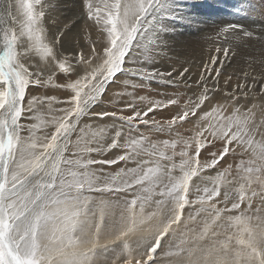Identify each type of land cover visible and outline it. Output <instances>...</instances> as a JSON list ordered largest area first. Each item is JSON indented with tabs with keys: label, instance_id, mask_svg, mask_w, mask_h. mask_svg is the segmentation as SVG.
Masks as SVG:
<instances>
[{
	"label": "snow or ice",
	"instance_id": "1",
	"mask_svg": "<svg viewBox=\"0 0 264 264\" xmlns=\"http://www.w3.org/2000/svg\"><path fill=\"white\" fill-rule=\"evenodd\" d=\"M171 3L172 0H80L81 15L91 22L98 38L88 40L91 47L87 54L81 50L74 52L70 59L58 62L59 71L67 76V81L54 86L67 89L69 96L57 102L67 106L57 110L61 115L42 121L52 123L55 130L39 140L34 138L31 128L27 139L21 135L20 120L26 111L32 113L38 104L44 103L35 96L26 101L29 88L52 83V76L44 79L39 71L30 70L23 58L32 51L44 60L57 58L54 44L49 46L44 41L42 0H16L15 8L23 17L21 30L17 34L4 28L0 51V264H100L101 253L97 250L101 234L109 228L106 219L112 204L107 199L94 200L92 194H113L118 200L119 194L129 192L132 198L118 205L119 220L113 222L111 229L117 239L125 241L143 232L144 243L135 249L125 243L123 252L111 264H153L162 240L176 232L173 226L183 223L186 206L195 203L200 204L197 215L211 209L210 217L193 237L181 234L179 242L166 253L178 258L176 264H264V140L254 141L257 133L264 137V105L253 104L241 111L236 89L224 93L223 103L212 104L215 97L210 93L217 88L202 84L205 80L202 73L196 82L203 88L202 92L186 100L182 110L171 119L151 121L159 131H165L167 126L171 133L178 131L176 126L183 127L196 118L191 136L161 142L164 148L173 149L172 156L157 143L148 142L145 147L146 137L126 135L122 128L114 129L108 143L104 142L110 135L107 128L92 130L90 126H86L87 131L80 128L76 139H72L85 116L113 117L127 124L131 133L138 124H149L146 117L150 113L178 103L171 98L150 102L144 111L128 104L125 108L133 110L131 115L119 114L125 108L119 113L92 112L108 87L122 76L135 78L125 81L133 88L144 87L145 81L174 83L188 79L187 67L181 71L157 67L158 57L167 46L165 36L172 30L167 23L172 18L167 14ZM12 9V0H0V14L12 17ZM241 31L244 36H251L242 25L229 23L219 29L216 38L239 39ZM25 37L28 46L20 52L18 40ZM216 52L227 59L230 46H218ZM211 62L213 65L219 62L220 67L210 70L219 77L225 60L213 55ZM238 87L244 89L246 85ZM259 94L264 95V87ZM206 102L210 108L205 111ZM257 107L261 113L259 123ZM217 141L222 142L219 148H216ZM178 145L182 147L176 153ZM116 149L123 152L115 159L92 156V153ZM238 149H251L253 159L236 165L237 174L247 175L239 177L234 194L224 192V207L218 208L214 202L221 195L219 180L212 188L204 187L196 200H190L192 178L216 168L230 152ZM205 151L210 159L202 161ZM177 154L181 157L178 165L160 163L172 161ZM143 155L155 159L140 160L136 168L121 169L114 175H103V168H93V165L112 166ZM177 167L179 176L173 175ZM232 169L233 165L229 164L217 175L231 174ZM152 196L160 199L153 201ZM254 198L260 200L255 209ZM152 203L156 210L146 211V205ZM245 203L247 207L242 209ZM233 212L239 214L222 215ZM188 219L194 221L196 216L190 215ZM218 221L224 222L223 233L212 229ZM221 235L223 239L219 238Z\"/></svg>",
	"mask_w": 264,
	"mask_h": 264
},
{
	"label": "rangeland",
	"instance_id": "2",
	"mask_svg": "<svg viewBox=\"0 0 264 264\" xmlns=\"http://www.w3.org/2000/svg\"><path fill=\"white\" fill-rule=\"evenodd\" d=\"M54 1L57 2V0H52L53 3H55ZM186 1L185 0H172V3L167 10V14L170 17H172V18L167 20V23L171 26L172 30H170L167 33V35L165 36V38H166L165 41H166L167 46L163 49V51L160 53V55L158 57L157 67L161 68L162 70L163 69L172 70L173 68H175L177 71H181L182 68H185L187 66V68L189 69V73L186 74L188 79L186 81L178 80L174 83H167L164 80L152 81V82L145 81L144 87L133 88L131 86V84H128L125 81L126 80H134L135 78L127 77L126 75L122 76L121 79L116 80L114 83H112L108 87L105 95L92 108V112L116 111L119 113V110L121 108H125V106L128 104H134L136 106V110L144 111L147 109L148 106H150V102L166 101L167 99H169L171 97H172L171 99H174V98L176 100L178 99V103L175 105H171L167 108H164L162 110H157L154 113H150L149 116L146 117V119L149 120V124L148 125L139 124L133 129L134 132L132 131L131 133H129V131H128V125L127 124H125L124 122L119 121L118 119H115L113 117H106L104 119H100L98 116H95V115L85 116L81 119V121L78 125L79 127L77 129V133L74 134L72 137L73 140H75L76 135L79 134L80 127L85 126L87 124H88L87 126L92 125L94 127L93 128L91 126L92 130H97L100 128H107L109 130L110 135L105 138V141H104L105 143L110 142L111 135H114V129L122 128L126 135H130L133 137L144 136L147 138L148 142L157 143L161 149L163 148L162 150H164L167 155L172 156L173 149L171 147L164 148V146L162 145L161 142L164 140L171 141V140L177 139L180 136H183V137L191 136L193 134V131H194V124L196 122V118L195 117L192 118L193 123H185L183 125V127L176 126L178 131L173 130L172 131L173 133L172 132L170 133L167 130V126H165V131H163V132L159 131L157 129V127L151 123V121L152 120H158V121L163 122L165 120L171 119V117L173 115H175L178 111L182 110L186 100H188L189 98H195L200 92H202L203 88L199 87L196 83L197 81H200L202 73L205 76V80L201 81V83L202 84L207 83L210 86H215L217 88L216 92L210 93V96L215 97V99H213L211 102L212 104H216L218 102L223 103L224 102V93L225 92H231L233 89H236V94L239 97V106L241 107V111H244L245 107H251L253 104L258 105V106L264 105V95L259 94L261 87H264V78H263L264 76H262L263 79L261 77H259V78H255V80H254L253 77L251 78L249 73L247 71H245V70H250V69H248V68L242 69V67H239V66L238 67L241 68L242 71L237 66H235L237 69H235V67L232 68V67H228V66H225L226 68L224 66L221 67V74L219 77H216L215 71H210L212 69L220 67L219 62L216 65L212 64L211 56H213V55H217L219 57L221 56L218 60H220V59L225 60L224 56H222L223 54L222 53L218 54L215 51L216 48H213V47H216L223 42H224L225 46L232 45L230 43V42H232V38L228 41H225L222 37L216 38V34L219 31V29L221 27H223L224 25L229 24V22L230 23H232V22L236 23V21H237V24L241 25L242 22L247 23L249 20L252 22H255L257 29L263 28V26H264V24H263L264 23V0H192L194 2V3H192V5H189V3H187ZM52 2H51V0H42V3L44 4L43 11L45 14H47V9L49 11V9L51 7H53ZM12 3H13V9H12L13 15H12V17L8 18V17L4 16L3 14H0V48H1L0 51H2V47H3V31H4V28H7L10 33L13 31L16 32L15 29L17 30L18 33L21 30V23H22L23 17H22V14L19 11H17V9L15 8L16 0H12ZM73 4L76 5L77 9L78 8L81 9V7L79 5L80 0L78 2L77 1L73 2ZM48 5H50V6H48ZM187 5H189V7ZM212 5H214V6L212 7ZM190 8H191V10H190ZM54 9L57 10L56 8H54ZM182 11L184 14L182 13ZM186 11H187V13H186ZM53 13H54V10H53ZM180 15H181V17H180ZM184 15L186 18L184 17ZM211 15L213 17H211ZM48 17H50V16L46 15V17H43V20L41 21V24H42V22L45 24L46 32H47V30L49 31L45 34V31L43 30L44 31L43 37H44V41L46 40L45 42L48 43L49 46H52L54 44V52H55L57 60L56 61H52L50 59L44 60L41 58L39 53H36L34 51L28 52L26 54L27 58H33V57L36 58L34 63H36L37 68L34 67V69L32 71H39L44 79H47L51 75L52 76V83H50L44 87H39V86L30 87L28 90L26 101H27V99H31L33 96H35L38 99L43 100L44 103L38 104L36 106V110L32 113H29L26 111L23 114V116L21 117L20 123H21L22 129H23L21 132V135L25 139H27L29 137V129L30 128H31V131H32L34 138H36V139L43 140V138L46 135L50 136L51 132L55 130L54 125L52 123H42V121H51L53 116L61 115V113L57 110L64 108L67 105H65L63 103H58L57 101H64L69 96V91L67 89L61 88V87H56L54 85L62 84V83H65L67 81V76L63 73H60V71H59L58 62L63 61L65 59H70L71 56L73 55V53L75 52L73 46L71 48V50L73 52L69 50V55H67L65 52L63 53L62 52L63 49L60 48V47H62V45H61L62 44L61 41L63 38L62 33L66 32V30L68 31L71 27L69 26L70 24H66V27H64L65 19L62 17L61 14H59L57 16V18L60 19V20H57L59 22H57V23L53 22L52 23L53 29L50 30L49 26H48V24H49V18ZM200 17L201 18L204 17L203 20H201ZM83 19L86 20V17H83ZM231 20H232V22H231ZM193 22H194V24H193ZM222 22L224 25L220 24ZM61 23L63 26H62V29H59V26H61ZM257 23L260 26H258ZM50 24H51V21H50ZM56 25H57V27H56L57 29L55 28ZM189 28H190V30H189ZM191 30H193V31L197 30L200 32L195 33L196 34L195 35L194 33L191 32ZM201 30H202V32H201ZM81 33H82V31L80 32V34ZM182 34L187 35V37H185ZM198 34H201V38H199V40L202 41V44L207 45L206 46L207 47L206 53L203 52L202 45H200V50H199L198 46L195 45L198 42L195 43V41L191 42L189 40V38H191L192 36H197ZM174 38H175V40H174ZM57 39H59V42H56ZM172 39L174 40V42L176 41V43L179 45H182L181 43L184 42L183 46L185 44L184 48L186 49L187 52L185 51L186 53H183V52H181V50H179V51L176 50V51H173V54H172V52L168 50L170 47V41L173 42ZM18 41L22 42L25 49L27 48L28 41H27L26 37L21 38ZM250 41L254 42L255 40H253V38H252ZM19 42H18V44H19ZM189 42H190V44H189ZM245 42H247V41H245ZM18 44H17V46H18ZM192 44H194V45H192ZM208 44H209V46H208ZM210 45L212 47H210ZM89 46H90V44H89ZM231 48L232 47H230V55H229L230 58L236 57L235 52H237V57H239L240 55H244V54H242V51L239 52L240 50H235V52H233L234 50L232 51V49H234V48H232V49ZM79 51H81V50L78 49L77 52H79ZM198 52H200L201 54ZM177 53H180V54L178 55ZM190 53H191V57H190ZM193 53H195V54L192 55ZM207 53L210 54L209 55L210 57L208 56V59H207ZM187 55L190 57L189 60H188ZM174 56L176 57V59ZM182 56H184V57H182ZM185 56L187 59L186 61H184ZM199 56H204L203 59H205V61L207 60L206 62H211V65L210 66H209V64L202 65V64L198 63V61H199L198 59L202 60V58ZM255 56H257V55H255ZM192 57H194V59H192ZM195 57H196V59H195ZM187 61H189V62H187ZM26 65L28 67H30L29 63H27ZM205 65H207L208 67L206 68ZM258 65H260L258 67V70L256 69L257 67H254V69L256 71H259L260 69H262V67H264L263 65L261 66V64H258ZM222 68H224V69H222ZM250 68H253V67H250ZM232 69L234 70V72H231ZM238 70H240V71H238ZM192 71H194L195 73H193ZM262 71L264 73V68L262 69ZM192 74H193V77H192ZM174 75H175V73H174ZM73 76H74V74H73ZM196 77H198V78L196 79ZM229 77H231V79H229ZM166 79H168V78H166ZM193 79L196 80V82ZM242 84L246 85V87L244 89H240L238 87L239 85H242ZM188 85H190V87ZM193 87H194V90H192ZM248 88H251V91H248ZM245 92H248L247 95H244ZM49 97H51L52 99L49 100L48 99ZM141 97H143V100L140 99ZM181 101H182V103H181ZM209 108H210V105L206 102L203 110L206 111V110H209ZM132 111L133 110L130 108H125V111L123 113H119V114L131 115ZM255 111H256V121H257V123H259V121L261 119V113H260L259 107H257V109H255ZM230 112H231V109H229V113ZM226 114H228V113H226ZM139 128H141V129H139ZM85 130L87 131V129H85ZM262 140H264V137H261V135L259 133H257L254 136V141L260 142ZM147 141L145 142V147L148 146ZM121 142H123V141H121ZM221 144H222L221 141H217L216 142V148H219L221 146ZM93 146H95V145H93ZM181 147H182V145H178L177 148L175 149V152L179 153V151L181 150ZM216 148H212V151H216ZM122 152H123L122 149H116V150H113L112 152H105V153H100V154L92 153V156H93V158H97V159H115L118 155L122 154ZM205 152L202 153L203 154L201 157L202 161L206 158L210 159V157L208 156V152L207 151H205ZM147 159H155V157L143 155V156L135 157L134 159L129 160L127 162H120V163L112 165V166L96 165V168H95V166L93 165V168H95V169L103 168V173H102L103 175H114L116 172L121 171V169L126 170L129 168H136L138 161L147 160ZM251 159H253V157L251 156V149H249L248 151H242V150L238 149L236 151L230 152L229 155L226 157V159L224 161H222L220 165H217L216 168L207 169V170L201 172L200 173L201 175L199 174V175L194 176L192 178V181L190 182L189 199L190 200H196L198 195L203 194V188L204 187L212 188L215 186V182L219 180L221 195L219 197H216V200L214 202L216 203V206L218 208H223L224 207V202H223L224 192L229 191V192H232L234 194L235 190L239 187V177L242 175H247L244 172L237 174L236 165L240 164L241 161H244L245 164H247V162ZM180 160H181V157L177 154V155L173 156L172 161L164 160V161H161L160 163L162 165L166 166L171 162H175L178 165ZM229 164L233 165V169H232L231 174H226L223 177H218L217 174L220 172H223V169L226 168ZM253 167H255V165H253ZM173 175H175V176L181 175V172H180L178 167L173 172ZM225 184H226V186H225ZM196 186L200 188V192H197ZM253 187L258 188V185L254 184ZM136 191L139 192V189L137 188ZM95 194H99V193H93L92 196ZM99 195H101V194H99ZM104 196L109 197L108 199L111 202L112 207H114V212L117 215V217H115V221H118L119 220V212L121 210L118 205H121L123 201L130 200L132 198V193L131 192L121 193V194H119L118 200H117V197L113 194H105ZM151 199L154 201L156 199H160V197L159 196H152ZM259 205H260V200L258 198H254L253 199V209L258 207ZM228 206L230 207V204ZM246 207H247L246 203L242 205V209L246 208ZM151 210L152 211L156 210V206L154 203L150 204V206L146 205V211H151ZM199 210H200V204L199 203L190 204V205L186 206L183 217H182L183 223H181L178 226L174 225L173 227L176 229V232L170 233L169 234L170 236L168 235L162 240L161 247L158 248L157 252L154 254L153 264H169L168 261H170V260L172 261V258L173 259L175 258V260H178L177 257H170V256L166 255V253L173 249V245L175 243L179 242L181 234H183L185 237L186 236L187 237H193L195 233H198L200 230L203 229V226H204L206 220H208L210 217L211 209H209L208 213L200 212V214L197 215ZM236 214H239V212H233L230 214L229 213H222V215L225 217L228 215H236ZM190 215L196 216V220H194V221L189 220L188 217ZM107 220L108 219H106V222H107ZM223 223H224L223 221H218L217 225H219V226L213 225L212 229L217 231V232L223 233L225 231L224 227L222 226ZM108 231L109 232L104 231L101 234L100 247L97 250L99 253H101V255L98 257V259L100 260V264H111V261L113 259H115L117 255H119L123 252L125 243H128V245L133 249H135L138 245H142L144 243V240L141 239V237L145 234L143 232H138L134 236L130 237L127 241H125L123 238L117 239L116 235L114 234V232L112 231L111 228L108 229ZM231 231H235V229H231ZM219 238L223 239L224 237L221 235ZM138 239L140 240V242ZM134 243H136V245H133ZM201 243L206 244L207 241H202ZM105 249H106V251H105ZM141 250H142V248H141ZM111 255H113V256H111Z\"/></svg>",
	"mask_w": 264,
	"mask_h": 264
},
{
	"label": "bare ground",
	"instance_id": "3",
	"mask_svg": "<svg viewBox=\"0 0 264 264\" xmlns=\"http://www.w3.org/2000/svg\"><path fill=\"white\" fill-rule=\"evenodd\" d=\"M78 2L79 0H57V2L56 1H54L55 3H53L52 2V0H51V2H52V5H53V7H51L50 9H49V11H48V9H47V14H45L44 15V17H46V15H49L50 17H48L49 18V24H48V26H49V29L50 30H52L53 29V25H52V23L54 22V23H57V22H59V21H57V20H60V19H58L57 18V16L59 15V14H61L62 15V17L65 19V23H64V27H66V24H70L69 26L71 27H69L70 29L67 31L66 30V32H63L62 33V47H60V48H62L63 49V53L65 52L67 55H69V50L70 51H72L71 50V48H72V46L74 47V50H75V52H77V50L78 49H80V50H83L84 52H85V54H87L88 52H90V46H89V43H88V40L90 39V40H92V41H95V40H97V33L94 31V30H92L91 29V22H88L87 20H85V19H83V16L81 15V9H77L76 8V5L75 4H73V2ZM186 1V0H185ZM187 3H189V5H192V3H194L192 0H187L186 1ZM47 3V2H46ZM80 5V4H79ZM189 5H187L188 7H189ZM215 5V4H214ZM214 5H212V7L214 6ZM48 6H50V5H48ZM183 7V6H182ZM54 8H56L57 10H55ZM184 8V7H183ZM218 8V7H217ZM237 8V7H236ZM53 10H54V13H53ZM187 10V9H186ZM190 10H191V8H190ZM184 11V10H183ZM183 11H182V13H183ZM186 13H187V11H186ZM184 14V13H183ZM242 14V13H241ZM187 15V14H186ZM192 15V14H191ZM198 15V14H197ZM250 15V14H249ZM199 16V15H198ZM20 17V16H19ZM180 17H181V15H180ZM184 17H185V15H184ZM211 17H213L212 15H211ZM237 17V16H236ZM9 18V17H8ZM186 18V17H185ZM194 18V17H193ZM201 18V17H200ZM204 18V17H203ZM203 18H201V20H203ZM63 19V20H64ZM197 19V18H196ZM207 19V18H206ZM250 19V18H249ZM186 20V19H185ZM254 20V19H253ZM50 21H51V24H50ZM182 21V20H181ZM180 21V22H181ZM235 21V20H234ZM247 21V20H246ZM63 22V21H62ZM188 22V21H187ZM231 22H232V20H231ZM239 22V21H238ZM245 22V21H244ZM11 23V22H10ZM230 23V22H229ZM233 23V22H232ZM241 23V22H240ZM260 23V22H259ZM13 24V23H12ZM193 24H194V22H193ZM197 24V23H196ZM220 24H223V22L222 23H220ZM226 24V23H225ZM236 24H237V21H236ZM258 24V23H257ZM262 24V23H261ZM264 24V23H263ZM51 25V26H50ZM224 25V24H223ZM241 25L243 26V30L244 31H248V32H250L251 33V36H244L243 35V32L241 31L240 32V38L239 39H237L236 37H232V42H230L232 45H229L230 47H232V48H234V49H232V51L233 52H235V50H240L239 52H241L242 51V54H244V55H240L239 57H237V52H235V54H236V57H234V58H230V57H228L227 59H225V65H223L224 67L225 66H228V67H232V68H234L235 66H239V67H242V69H245V68H248V69H250V70H245V71H247L248 73H249V75H250V77L252 78H259V77H261L262 78V76H264V73H263V71H262V69L264 68V67H262V69H260L259 71H256L255 69H254V67H257L256 69L258 70V67L260 66V65H258V64H261V66L263 65L264 66V26H263V28H260V29H257V26H256V24H255V22H252V21H248L247 23H241ZM62 23H61V26H59V29H62ZM68 26V25H67ZM258 26H260L259 24H258ZM42 27H43V30L45 31V34L47 33V32H49L48 30H47V32H46V30H45V24L42 22ZM57 27V25L55 26V28ZM57 29V28H56ZM68 29V28H67ZM219 29V28H218ZM189 30H190V28H189ZM15 31H16V33L18 34V32H17V30L15 29ZM43 31V32H44ZM58 31V30H57ZM65 31V30H64ZM82 31V33L80 34V32ZM240 31V30H239ZM191 32L192 33H199L200 31H197V30H195V31H193V30H191ZM201 32H202V30H201ZM202 34V33H201ZM201 34H198L197 36H190L191 38H189V40L192 42V41H195V43L196 42H198L197 44H195L196 46H198V48H199V50H200V45H202V48H203V52H205L206 53V49H207V45H205V44H202V41L201 40H199V38H201ZM182 35H184V34H182ZM190 35V34H189ZM196 35V34H195ZM185 37H187V35H184ZM183 36V37H184ZM86 37H87V39H86ZM178 38V37H177ZM182 38V37H181ZM253 38V40H255L254 42H252V41H250L251 39ZM166 39V38H165ZM173 40V39H172ZM174 40H175V38H174ZM174 40H173V42L172 41H170V47H169V51H171L172 52V54H173V51H176V50H181V52H183V53H186L187 51H186V49L184 48V46H185V44H184V46H183V43L184 42H182L181 44L182 45H179V44H177L176 43V41L174 42ZM177 40V39H176ZM46 41V40H45ZM245 41H247V42H245ZM19 42V41H18ZM205 43V42H204ZM188 44V43H187ZM189 44H190V42H189ZM188 44V45H189ZM192 45H194V44H192ZM225 46L224 45V42L223 43H221V44H219L218 46ZM76 46V47H75ZM208 46H209V44H208ZM214 46V45H213ZM218 46H216V47H213V48H217ZM97 47L99 48V45H97ZM188 47V46H187ZM186 47V48H187ZM195 47V46H194ZM210 47H212L211 45H210ZM58 48V47H57ZM1 49V48H0ZM188 49V48H187ZM191 49V48H190ZM210 49V48H209ZM17 50L18 51H20V52H24V50H25V47L23 46V44H22V42L20 41L19 42V44H18V46H17ZM193 50V49H192ZM191 50V51H192ZM212 50V49H211ZM59 51V50H58ZM186 51V52H185ZM195 51V50H194ZM215 51H216V49H215ZM214 51V52H215ZM231 51V52H232ZM73 52V51H72ZM170 52V53H171ZM190 52V51H189ZM188 52V53H189ZM196 52V51H195ZM202 52V51H201ZM212 52V51H211ZM58 53V52H57ZM169 53V54H170ZM198 53H200V52H198ZM168 54V55H169ZM178 55L180 54V53H177ZM176 54V55H177ZM195 53H193L192 55H194ZM201 54V53H200ZM218 54H220V53H218ZM58 55V54H57ZM177 55V56H178ZM182 55V54H181ZM189 55V54H188ZM187 55V56H188ZM210 54H208L207 53V59H208V56H209ZM234 55V54H233ZM255 55H257V56H255ZM173 56V55H172ZM223 56V55H222ZM175 57V56H174ZM179 57V56H178ZM182 57H184V56H182ZM190 57H191V53H190ZM190 57L188 56V60L190 59ZM197 57V56H196ZM196 57H195V59H196ZM199 57H201L202 58V60L201 59H198L199 61H198V63H200V64H202V65H204V64H209V66L211 65V62H206L205 61V59H203V57L204 56H199ZM206 57V56H205ZM210 57V56H209ZM212 57V56H211ZM221 57V56H220ZM219 56H218V59L220 58ZM24 63L25 64H27V63H29V66L31 67H29L30 68V70H33L34 69V67L35 68H37V65H36V63H34V61H35V57H33V58H27L26 57V55L24 56ZM175 59H176V57H175ZM192 59H194V57H192ZM187 59H186V56H185V60L184 61H186ZM221 60V59H220ZM177 61V60H176ZM191 61V60H190ZM193 61V60H192ZM195 61V60H194ZM197 61V60H196ZM181 62V61H180ZM187 62H189V61H187ZM184 63V62H183ZM257 63V64H256ZM182 64V63H181ZM34 65V66H33ZM191 65V64H190ZM186 66V65H185ZM187 67V66H186ZM217 67V66H216ZM238 67V68H239ZM244 67V68H243ZM250 67H253V68H250ZM192 68V67H191ZM226 68V67H225ZM183 69V68H182ZM222 69H224V68H222ZM228 69V68H227ZM231 69V68H230ZM235 69H237L236 67H235ZM240 70H241V68H239ZM193 70V69H192ZM240 70H238V71H240ZM242 71V70H241ZM193 73H195L194 71H192ZM231 72H234V70L232 69V71ZM237 72V71H236ZM202 73V72H201ZM200 73V74H201ZM242 73V72H241ZM187 76V75H186ZM189 76V75H188ZM196 76V75H195ZM209 76V75H208ZM192 77H193V74H192ZM195 78V77H194ZM198 77H196V79H197ZM264 78V77H263ZM262 78V79H263ZM190 79V78H189ZM194 80V79H193ZM195 82H196V80H194ZM183 82V81H182ZM192 84V83H191ZM194 85V84H193ZM196 87V86H195ZM192 88V87H191ZM161 90V89H160ZM192 90H194V87H193V89ZM179 93V92H178ZM182 93V92H181ZM248 93V92H247ZM140 94V93H139ZM166 95V94H165ZM167 96V95H166ZM177 96V95H176ZM170 97V96H169ZM172 98V97H171ZM175 99V98H174ZM139 101V100H138ZM177 101H178V99H177ZM138 103V102H137ZM181 103H182V101H181ZM49 114V113H48ZM37 119V118H36ZM87 124V123H86ZM88 125V124H87ZM87 125H85V126H82V127H80V128H85V129H87ZM139 125V124H138ZM92 126V125H91ZM90 126V127H91ZM143 126V125H142ZM152 126V125H151ZM79 127V126H78ZM93 127V126H92ZM99 127V126H98ZM94 128V127H93ZM143 128V127H142ZM139 129H141V128H139ZM146 131V130H145ZM134 132V131H133ZM159 133V132H158ZM173 133V132H172ZM182 133V132H181ZM172 135V134H171ZM179 135V134H178ZM177 136V135H176ZM156 137V136H155ZM157 138V137H156ZM155 140V139H154ZM148 142V141H147ZM163 149V148H162ZM171 153V152H170ZM206 153V152H205ZM203 155V154H202ZM177 158V157H176ZM95 166V168H96V165H94ZM216 172V171H215ZM214 172V173H215ZM217 173V172H216ZM105 174V173H104ZM201 175V174H200ZM213 177V176H212ZM217 178V177H216ZM225 186H226V184H225ZM224 186V187H225ZM197 187V186H196ZM226 188V187H225ZM219 197V196H218ZM222 197V196H221ZM109 197L108 196H101V195H99V194H95V195H93V199L94 200H100V199H107L108 201H109V199H108ZM116 198V197H115ZM124 199V198H123ZM117 205V204H116ZM148 210V209H147ZM152 211V210H151ZM117 212V211H116ZM230 214V213H229ZM115 217H117V215H116V213L114 212V207H111L110 209H109V212H108V216H107V222L106 223H108V225H109V228H107L105 231L106 232H109L108 231V229H110L111 228V225L113 224V222L115 221ZM192 221V220H191ZM194 228V227H193ZM185 232V231H184ZM190 235V234H189ZM170 236V235H169ZM140 238V237H139ZM186 238H187V236H186ZM113 240V239H112ZM139 240V239H138ZM131 242V241H130ZM135 242V241H134ZM139 242H140V240H139ZM133 245H136V243H134ZM113 252V251H112ZM111 252V253H112ZM113 254V253H112ZM114 255V254H113ZM113 255H111V256H113ZM109 256V255H108ZM107 256V257H108ZM161 258V257H160ZM100 261V260H99ZM165 261V260H164ZM171 261V260H170ZM170 261H168L169 262V264L171 263V264H176V261L177 260H175V258L173 259L172 258V261L170 262ZM166 262V261H165Z\"/></svg>",
	"mask_w": 264,
	"mask_h": 264
}]
</instances>
